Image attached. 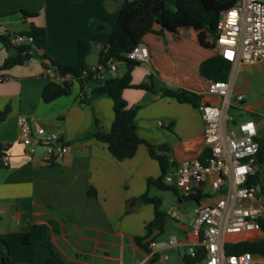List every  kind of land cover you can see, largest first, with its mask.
I'll return each mask as SVG.
<instances>
[{"label":"crops","instance_id":"1","mask_svg":"<svg viewBox=\"0 0 264 264\" xmlns=\"http://www.w3.org/2000/svg\"><path fill=\"white\" fill-rule=\"evenodd\" d=\"M122 1L0 0V25L11 32H25L31 24L43 27L46 43L38 53L65 65L76 64L78 41L86 39L91 44L85 58L90 67L100 62L109 34L92 31L89 24L95 20L112 28ZM154 30L141 40L149 47L150 59L133 67L131 83L139 84L153 75L158 88L186 89L201 95V102L216 100L206 93L210 80L199 74L201 61L217 53L210 33L184 14L169 29L155 24ZM15 47L0 41V66L15 53ZM43 70L36 57L0 70V112H7L0 120V264H6V257L15 264L28 263L24 235L32 223L50 221L51 241L65 264H145L153 253L149 248L145 252L133 238L145 234V225L154 216L153 205L131 202L146 191L149 194L152 186H147V180L160 174L157 160L144 144L132 157L117 160L106 143L83 138L94 129L95 120L99 131H109L114 118L111 97L102 94L83 103L91 87L74 82L70 94L44 102L42 90L48 80ZM125 70V64L118 62L114 75ZM229 79L232 93L243 96L236 108L255 114L261 103L253 104L246 96L264 87V58L232 64ZM122 97L128 106L140 105L135 115L138 135L152 144L169 145L170 170L183 159L201 154L203 121L198 107L133 87L125 88ZM18 115L26 116L32 126L60 133L69 145L68 152L48 159L38 145L17 142ZM250 119L258 127L264 125V119ZM158 121L167 124L158 125ZM3 154L9 157L7 166L1 160ZM89 186L95 189L94 196L87 194ZM56 207L69 212L64 216ZM164 212L167 219L162 232H153L155 239L176 236L189 241L192 216L179 212L171 219L169 210ZM169 219L172 229L163 236ZM165 253L167 258L159 255L154 264H186L182 247L167 248Z\"/></svg>","mask_w":264,"mask_h":264},{"label":"built area","instance_id":"2","mask_svg":"<svg viewBox=\"0 0 264 264\" xmlns=\"http://www.w3.org/2000/svg\"><path fill=\"white\" fill-rule=\"evenodd\" d=\"M0 35L6 36L10 45L31 44L32 38L21 32H11L0 25ZM217 54L234 63L251 64L264 58V0H236L235 4L220 13L215 39ZM138 63L150 59L149 47L141 42L126 54ZM119 61L109 58L83 70L80 75L61 72L53 66H44L48 81L71 85L91 76L103 82L114 77ZM1 80V78H0ZM206 93L216 100L207 99L198 109L203 121V151L199 156L188 157L168 171L163 181L176 187L180 195L191 193L198 198L192 212L191 239L171 236L167 240L150 241L148 247L154 254L167 258V248L184 249V254L195 259L193 264H264V256L243 251L226 252L227 244L259 239L263 231L259 220L264 217V197L255 179L257 170L258 125L246 119L228 125L230 98L242 101L241 94H233L229 77L209 81ZM16 141L41 147L48 159L59 158L69 150V145L56 131L42 126H32L24 115L17 116ZM158 125H166L158 121ZM8 155L3 154V165H8ZM197 191V192H196ZM179 211L168 212L171 219Z\"/></svg>","mask_w":264,"mask_h":264},{"label":"trees","instance_id":"3","mask_svg":"<svg viewBox=\"0 0 264 264\" xmlns=\"http://www.w3.org/2000/svg\"><path fill=\"white\" fill-rule=\"evenodd\" d=\"M236 0H123L120 2L118 15L115 25L107 28L104 24L93 20L89 27L92 31H106L109 34L107 47L101 52L100 62L105 63L109 58H113L125 64L126 70L122 75L109 77L103 82L96 81L88 76L79 81L81 86L88 84L91 87L87 99L83 103H89L91 99L102 94H108L113 103L114 118L108 132H101L95 127L83 135V138L94 137L97 140L107 144L108 151L117 160H123L132 157L138 146L144 144L148 148L149 155L157 160L160 174L156 178H149L147 186H156L164 190H173L178 194V199H195L192 193L187 196L180 195L176 187L163 181L164 175L170 170L169 145L166 143L152 144L142 139L136 130L135 115L140 105L128 106L122 97L125 88L133 87L143 89L149 92H159L161 96L174 97L179 102H187L198 107L201 103V95L186 89L169 88L166 86L156 87L157 80L153 75L147 77V80L139 84L131 83V71L139 63L126 57L136 44L141 42L143 36L149 32H154V25H161L162 29H169L171 25L179 19L180 14L195 19L199 25L207 30L215 40L217 37V22L220 13L235 4ZM27 16L32 13L23 12ZM32 38L31 44H22L15 47V53L9 55L0 66V70L7 69L16 64H23L27 60L36 57L40 58L43 66H53L61 72H70L74 75H80L87 69L85 62L86 56L91 50V44L86 39H80L77 44V62L75 65H65L59 60L40 55L38 52L45 47L46 35L43 27L31 24L30 28L21 32ZM0 41L9 46L6 36L0 35ZM232 69V63L219 54H214L199 65V74L210 81L226 80ZM71 93L69 85L59 84L48 81L42 90V99L44 102H51L54 99ZM6 110L0 112V120L6 116ZM172 125L169 124V128ZM256 140L258 142L257 163L260 169L257 170L255 179L260 184V192L264 197V125L259 127ZM204 153L200 155L202 158ZM197 192V191H196ZM89 196L95 195V189L89 186L87 190ZM151 203L153 205V219L146 223L145 234L133 238L135 244L148 252L150 241L156 240L153 232L158 230L162 232L167 219L166 212L161 210V199L156 196H150L148 191L138 198L132 199L131 204ZM129 212V210H125ZM51 222V221H50ZM49 222V223H50ZM262 236L259 239L251 241H242L236 244H227L226 252H253L264 256V217L259 220ZM49 223H32L29 230L23 237V243L29 248V262L26 264H65L63 257L56 250L51 241V227ZM52 223V222H51ZM159 254L154 253L145 264H154L158 261ZM186 264H193L195 259L189 255H183ZM6 264H15L8 257L5 258Z\"/></svg>","mask_w":264,"mask_h":264},{"label":"rangeland","instance_id":"4","mask_svg":"<svg viewBox=\"0 0 264 264\" xmlns=\"http://www.w3.org/2000/svg\"><path fill=\"white\" fill-rule=\"evenodd\" d=\"M249 96V97H248ZM246 96L248 98L249 102L255 103H261L260 107L257 108L255 111V114L252 112L246 111L242 108H236L237 105H239V102L234 98H230V107L228 108V125L232 126L235 123H238L239 121L250 119L252 117H256L258 120L264 119V87L262 91L254 90L250 95ZM261 131L262 129H258V131ZM150 196H156L159 197L162 201L161 203V210L167 211L172 208L178 210L179 212L187 215L192 216V212L194 208L196 207V200L195 199H178V194H176L173 190H164L157 188L156 186H152L149 191ZM56 212H61V214H64L66 216V213L69 212L67 209H59L55 208ZM172 229V222L169 219L167 221L166 227L164 228L163 236H167L168 233ZM171 259V258H170Z\"/></svg>","mask_w":264,"mask_h":264},{"label":"water","instance_id":"5","mask_svg":"<svg viewBox=\"0 0 264 264\" xmlns=\"http://www.w3.org/2000/svg\"><path fill=\"white\" fill-rule=\"evenodd\" d=\"M259 169H260V167H259Z\"/></svg>","mask_w":264,"mask_h":264}]
</instances>
